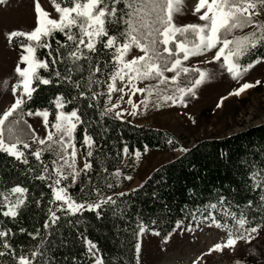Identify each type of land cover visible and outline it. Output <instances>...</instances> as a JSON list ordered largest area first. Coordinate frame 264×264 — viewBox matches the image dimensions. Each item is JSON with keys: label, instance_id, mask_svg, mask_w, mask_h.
Returning a JSON list of instances; mask_svg holds the SVG:
<instances>
[{"label": "snow or ice", "instance_id": "obj_1", "mask_svg": "<svg viewBox=\"0 0 264 264\" xmlns=\"http://www.w3.org/2000/svg\"><path fill=\"white\" fill-rule=\"evenodd\" d=\"M3 3L5 0H0V4ZM50 3L58 18H51L50 13L42 8L39 0H33L35 28L28 32L14 30L7 34L10 44L15 38L24 39L19 44V60L14 68L17 75V83L12 87L14 102L0 115V153L14 157L27 165L29 159L22 149H30L31 143L40 145L41 147L30 152V155L42 166L34 178L46 182V186L50 189L48 200L50 206L47 208V218L42 226L45 231L41 233L40 229H36L35 232L27 233L33 240L39 237V244L31 251L30 256L20 255L17 264H54L55 257L49 255L53 248L73 244L84 247V255L89 258L90 264H105L97 244L89 239L85 232L77 231L71 238L60 233V228L64 226H68L71 233L72 229L80 224L79 217L86 212L93 213L97 220L106 218V208L113 218L123 219L125 216L117 199L113 196H103L97 187L89 189L88 192L80 188V192L85 195L89 192L94 193L97 199L93 201L83 198L78 200L70 191L82 173L87 175L92 170L93 162L89 158L94 156L93 149L96 147L93 136L86 128L83 130L80 148L77 147L76 133L86 121L82 118L79 107H73L69 112L64 111L65 107L78 97L73 96L68 99L62 94L57 95L50 102L54 105L53 112L47 108L25 111V106L33 99V94L41 85L47 86L53 83L50 77L54 75L57 81L68 82L77 89L87 88L90 92L92 84H105L111 107L105 105L100 113L102 117L111 114L113 119L122 120L125 112L135 116L140 105L146 109L148 98L153 95V89L139 88L137 82L150 79H157L160 84H167L169 80L176 84L171 95L158 93V101L170 102L169 106L181 104L187 107L185 96H195V89L209 78V74L199 68L184 66V62L190 57L201 56L216 49L212 60L208 62H219L223 57L220 66L233 80L240 79L256 65L264 63L262 56H257L254 61L246 64L240 62L254 50L264 48V21L255 19L261 15L259 9L264 7V0H198L193 15L198 17L200 23L183 26H178L174 22L175 16L183 14V0H50ZM121 5L123 7H120ZM245 28H252V31L241 36L234 34L236 30ZM57 34L65 38L64 42L57 39ZM52 40H55L56 48H53ZM133 48L139 49L143 55L127 59ZM62 49L66 50V55L61 51ZM41 50H48L47 57H53V53L56 55L51 61L41 59L37 54ZM68 61H71L72 67L67 66ZM81 61L88 64L89 75L84 84L72 78L73 70L77 72L84 70L83 65L79 63ZM58 63L65 65L63 74L56 68ZM41 69L49 72L50 76H41L39 73ZM104 70L107 72L103 81L95 78L97 73L103 74ZM189 72L198 73V78L191 82L190 87H180L178 78L181 74L187 75ZM165 73H174V75L169 78ZM117 82L120 83V87H117ZM260 83L259 80L255 84L243 83L229 95L239 96L245 90ZM113 93H121L119 97L121 101L127 95L126 103L131 105V111L116 110L119 105L111 103ZM137 93H147L139 104L132 100V96ZM103 95H105L103 92H92L90 97H86L83 90L78 93L79 97L93 101ZM155 106L159 108L162 104L157 102ZM88 107L91 108L93 105L89 103ZM53 114L54 122L49 125V116ZM25 116L42 118L43 127L47 130L43 138L36 135L35 130L24 119ZM29 140L31 143L28 142ZM169 143L172 141L169 140ZM80 149L85 150L82 168L77 166ZM46 152L55 156L51 161V167L42 159ZM122 152L125 156H134L137 160L141 156L140 151L130 153L127 146L123 147ZM33 170L30 167L28 172ZM104 171L107 172V168ZM113 175L119 178L121 172L117 170ZM252 176L257 180L255 188L261 190L258 207L264 211V171L253 172ZM125 179L131 180L132 177L127 176ZM89 182H91L90 178ZM107 187L112 188L113 185L109 183ZM137 190L132 189L133 192ZM28 191V188L20 185L13 186L6 192L0 191V216L17 218L20 211L28 206ZM125 195V192L116 194L117 197ZM34 202L39 206L40 201ZM218 202L224 206L225 197L220 196ZM252 206L253 202L249 200L247 207ZM207 208L217 209V204L211 203ZM224 215L231 218L232 226L226 222H218L210 212L203 217L204 221H211L209 227L225 229L228 236L224 243H216L205 255L232 248L240 240L250 243L255 238L253 234L264 229V224L246 227L251 225V221L245 212L237 215L236 212L229 211L225 207ZM62 217H76V219H65L64 224H61ZM181 225L182 222L177 221L174 231L180 229ZM113 227L115 228L116 225ZM187 230L191 231L190 228ZM20 231L26 230L22 228ZM146 231H148L147 226L140 220L132 232L137 241L133 245L136 264H140L142 253L139 240ZM10 234L11 229L0 230V238L9 237ZM152 234L159 236L160 232L153 231ZM11 247L7 240L0 242V248L11 249ZM4 255L6 252L0 251V256ZM38 257L41 259L37 260Z\"/></svg>", "mask_w": 264, "mask_h": 264}, {"label": "trees", "instance_id": "obj_2", "mask_svg": "<svg viewBox=\"0 0 264 264\" xmlns=\"http://www.w3.org/2000/svg\"><path fill=\"white\" fill-rule=\"evenodd\" d=\"M259 10L261 15L255 19L264 21V7ZM251 31L252 28H245L236 30L234 34L241 36ZM23 39L15 38L13 43L19 45ZM57 39L61 42L65 40L60 34H57ZM51 42L53 48H56L55 40ZM47 51L41 50L37 54L41 59L51 61L56 53H53V57H47ZM61 51L67 54L66 50ZM257 56L264 57V48L254 50L240 62L246 64L254 61ZM79 63L83 65L84 70L81 72L73 70L72 78L84 84L89 75L88 64L84 61ZM67 66L72 67L71 61H68ZM56 68L62 74L65 71L63 63H58ZM106 72L107 70H104L103 74L97 73L95 78L103 81ZM39 73L43 77L50 76L49 72L42 69ZM50 78L53 83L47 86L41 85L33 94V99L25 106V111L47 108L53 112L54 105L50 102L57 95L62 94L68 99L73 96L78 97L72 104L67 105L64 111L69 112L73 107H79L82 118L86 121L76 133L77 147L80 148V140L85 128L93 136L96 147L93 149L94 156L89 158L93 162L92 170L87 175L82 173L70 191L78 200L83 198V200L93 201L97 199V196L90 192L85 195L80 192V188L88 192L89 189L97 187L103 196H113L117 199V203L125 213L123 219L113 218L106 208V218L97 220L93 213L86 212L79 217L80 224L72 229L71 233L68 226L61 227L60 233L71 238L77 231L85 232L88 238L97 244L105 264H136L133 245L137 241L132 232L140 220L148 228L160 232L163 238L174 232L177 221H181V226L187 229L207 216L209 212L217 218L218 222H226L232 226L231 218L224 215L225 207L229 211L236 212L237 215L245 212L251 221V225L246 227L264 224V211L258 207L261 190L255 188L257 180L252 176L253 172L264 171V121L230 134L201 137L189 144L185 141L184 135L177 136L167 128L149 123L140 124L125 118L115 120L111 114L102 117L100 113L105 105L110 107L106 85L103 83L92 84L90 92L87 88L77 89L68 82L57 81L54 75ZM197 78L196 72L181 74L178 78L179 86L190 87L191 82ZM142 82L146 84V89L151 88L153 91L166 95H171L176 88V84H173L171 80L167 84H160L157 79ZM81 90L85 92L86 97H90L92 92H103L105 95L93 101L79 97L78 93ZM89 103L93 107L89 108ZM169 104L170 102L166 103V105ZM27 117L25 116L24 119L30 124ZM52 122H54V114L49 116V125ZM25 139L28 138L25 137ZM169 140L172 143H169ZM28 142L31 143L30 140ZM124 146L129 148L130 153L140 151L141 156L148 150L174 152L182 148L187 151L157 166L140 185L126 188L133 181L142 160L141 156L139 160L132 155L125 156L122 152ZM39 147L41 146L31 143L30 149H22L29 159L27 165L14 157L0 153V191L6 192L16 185L29 190L28 206L20 211L17 218L0 216V230L11 229L10 236L0 238V242L7 240L12 246L11 249L0 248V251L6 252V255L0 256V264H17L20 255L30 256L31 251L39 244V237L33 240L27 233L35 232L36 229H40L41 233L45 231L42 226L47 218V208L50 206L48 204L50 189L46 186V182L34 178L42 166L30 155L31 151ZM82 152L85 157V150L82 149ZM42 159L51 167V161L55 159V156L46 152ZM30 167L34 169L32 172H28ZM105 168L107 172L104 171ZM117 170L121 172L119 178L113 175ZM127 176H131L132 179H125ZM109 183L113 185L112 188L107 187ZM141 185L143 187H140ZM132 189L138 190L133 192ZM119 192H125L126 195L117 197L116 194ZM220 196L225 197L224 206L218 202ZM36 200L40 201L39 206L34 202ZM249 200L253 202L251 208L247 207ZM211 203H216L217 209L207 208ZM206 208L207 211H205ZM57 214L60 215V213ZM65 219L75 220L76 217H62L61 224H64ZM113 225L116 227L114 228ZM22 228L26 231L21 232ZM58 239L57 237V244ZM84 251L83 246L73 244L57 246L49 255L55 257L54 264H90ZM40 259L37 258V260ZM249 261L252 264H264L263 257L252 256Z\"/></svg>", "mask_w": 264, "mask_h": 264}, {"label": "rangeland", "instance_id": "obj_3", "mask_svg": "<svg viewBox=\"0 0 264 264\" xmlns=\"http://www.w3.org/2000/svg\"><path fill=\"white\" fill-rule=\"evenodd\" d=\"M39 2L42 8L50 13L51 18H58L50 0H39ZM197 3L198 0H183V14L175 16L174 22L178 26L200 23L198 17L193 15ZM35 20L33 0H5V3L0 4V115L14 102L12 87L17 83L14 68L20 55L19 45L10 44L7 34L14 30L25 32L33 30L36 26ZM215 51L216 49L201 56L190 57L184 62L185 67L199 68L209 74V78L195 89V96H185L187 107L181 104L169 106L163 101H158V92L154 90L153 95L148 98L146 109L140 105L135 116L125 112L124 118L140 124L149 123L170 129L177 136L184 135L185 141L189 144L201 137L230 134L263 122L264 63L256 65L240 79L233 80L220 66L223 57L219 62H208L212 60ZM140 55L143 53L133 48L126 58L132 59ZM165 75L171 78L174 73H165ZM257 80L261 81L259 85L245 90L239 96L229 95L241 84L246 82L255 84ZM120 86L117 82V87ZM137 87L146 89V84L138 81ZM120 95L121 93H113L111 103L119 105L116 110L131 111V105L126 103L128 96H124V100L121 101ZM146 95L147 93H137L132 96V100L139 104ZM159 95L166 94L159 93ZM157 102L162 106L157 108L155 106ZM218 104L221 106L217 107ZM27 119L36 135L43 138L47 130L43 127L42 118L28 116ZM181 149L174 152L146 151L141 156V165L133 181L126 188L140 185L157 166L181 154L183 152ZM84 159L80 149L77 156L78 167H83ZM210 223L211 221H204L202 218L194 226L189 227L191 231L181 226L166 238L153 235L152 232L155 230L147 227L148 231L139 240L142 245L140 264H197V262L198 264H252L249 261L252 256L264 258V229L253 234L255 238L250 243L240 240L232 248L205 255L216 243H224L228 238L227 230L215 226L209 227Z\"/></svg>", "mask_w": 264, "mask_h": 264}]
</instances>
